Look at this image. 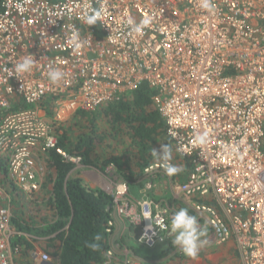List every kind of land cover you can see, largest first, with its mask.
<instances>
[{"label": "built area", "instance_id": "2783aa9c", "mask_svg": "<svg viewBox=\"0 0 264 264\" xmlns=\"http://www.w3.org/2000/svg\"><path fill=\"white\" fill-rule=\"evenodd\" d=\"M211 2L209 13L201 0H2L0 156L7 180L36 201L46 188L42 162L49 168V154L74 170L86 167L59 146L56 130L69 118L65 114L96 111L147 85L156 92L167 137L190 165L175 188L178 198L192 202L216 245L233 242L244 264H264V0ZM101 6L96 25L84 23ZM129 19L151 23L142 34L129 35ZM25 57L34 61L33 70L16 76L10 70ZM50 63L65 72L58 85L48 80ZM48 97L55 100L54 121L40 108L14 110L18 98L31 107ZM203 132L208 141L199 145L195 137ZM159 175L167 176L164 162L145 169L147 192ZM123 189L119 196L127 195ZM0 201L6 202L0 207V264H13L18 232L1 180ZM157 207L175 210L151 199L140 216L127 211L149 247L172 243L158 226ZM114 226L111 219L110 236ZM103 264L145 262L122 260L109 250Z\"/></svg>", "mask_w": 264, "mask_h": 264}, {"label": "trees", "instance_id": "16d2710c", "mask_svg": "<svg viewBox=\"0 0 264 264\" xmlns=\"http://www.w3.org/2000/svg\"><path fill=\"white\" fill-rule=\"evenodd\" d=\"M155 95L154 90L144 85L96 111H78L57 128L59 146L69 154L81 157L86 167L105 171L107 167L115 166L126 179L138 174L143 176L147 167L163 162L152 155L153 149L159 152L162 143H172L167 137L165 121L155 107ZM18 99L14 110L40 108L45 110L50 119L55 117L56 106L52 98H44L31 107ZM181 160L182 163L183 160L188 163L186 159ZM47 162L51 173L47 177L42 204H39V198L37 201L27 200L7 180L8 166L5 158L0 156V174L5 179L2 183L8 188L13 211L16 210L13 221L15 227L19 232L35 233L37 237L57 234L62 249L55 259L60 264H103L110 250L107 230L112 219L111 197L83 186L81 180L73 176L75 167L64 163L60 156L51 153ZM3 205L4 202L0 201V207ZM42 207L53 214L54 224L47 230H33L30 224L38 216L34 213L40 212ZM95 234L102 237L99 252H92L85 246ZM29 244L24 237L18 236L14 239L13 247L20 249L22 245L28 247Z\"/></svg>", "mask_w": 264, "mask_h": 264}, {"label": "crops", "instance_id": "0c3cea01", "mask_svg": "<svg viewBox=\"0 0 264 264\" xmlns=\"http://www.w3.org/2000/svg\"><path fill=\"white\" fill-rule=\"evenodd\" d=\"M19 99H16L17 103ZM44 110V109H43ZM45 111V110H44ZM77 113V112H76ZM76 113L74 114H65L66 119L64 121H69ZM47 114V113H46ZM56 116V113H55ZM47 118L51 121L48 114ZM182 161V160H181ZM180 161V165L183 174V182L186 180L187 173L189 171L188 167L190 166L186 161L183 160V163ZM73 176L79 178L81 183L86 188H89L93 191H102L109 195L113 201V204L110 208L112 220L115 223L113 234L110 236V250H112L117 257L124 260L127 258L134 257L137 260L145 262V264H157L159 261L167 258L170 254L171 243L168 241H161L154 245L153 247L147 246L144 242L141 241V229L140 226L135 225L130 217L127 215V211L135 212L137 215L142 213V205L148 200H162L152 195L155 193V186L153 191L147 192L146 183L143 180L142 175L138 174L132 179H126L123 177L121 172L115 166H109L105 171H101L94 167H84L83 169L73 170ZM0 180L3 182L5 179L0 174ZM3 185V183H2ZM126 185L128 187L127 195L119 196V192L123 193V187ZM8 189V188H7ZM9 194V193H8ZM44 190L38 194L37 203L42 204V196ZM10 197V195H9ZM11 200V198H10ZM32 201V200H29ZM3 202V201H1ZM162 202V201H161ZM6 202H4L5 205ZM12 204V201H11ZM165 204V202H163ZM125 208L126 213H122V210ZM15 217H16V210ZM38 215L37 218L30 224L31 228L39 229L43 228L45 230L50 229V225L54 224L53 214L49 209L42 207L40 212L34 213ZM52 216V218H51ZM129 217V218H128ZM51 218V219H50ZM34 224V225H33ZM14 230L18 232L20 238L24 237L30 244L28 247L22 245L19 249V252L13 256V264H60L56 259L55 255H59L62 249V242L59 240L57 234H48L47 236H35L34 234L19 232L15 227L13 222ZM34 232V231H33ZM13 244V243H12ZM147 247V252L143 251L144 247ZM231 244V243H230ZM233 246L235 244L232 242ZM157 248L156 253H151L149 250ZM236 249V247H235ZM237 250V249H236ZM238 251V250H237ZM163 254H166L162 256ZM43 255H47L50 260L44 261Z\"/></svg>", "mask_w": 264, "mask_h": 264}, {"label": "clouds", "instance_id": "9594fccd", "mask_svg": "<svg viewBox=\"0 0 264 264\" xmlns=\"http://www.w3.org/2000/svg\"><path fill=\"white\" fill-rule=\"evenodd\" d=\"M200 7L209 13L214 11L211 0H201ZM103 11V6L99 9H91L89 14L83 18L84 23L90 26L96 25L97 21L101 19ZM150 23L149 19H142L139 23L129 19L127 21L130 27L129 35L142 34L149 27ZM72 43L77 50L80 48V44L76 39H73ZM33 67L34 61L31 58L25 57L18 61L10 71H14L16 76H21L30 73ZM47 77L51 84L58 85L65 78V72L50 63L47 66ZM195 139L197 144L205 145L208 141V133H199ZM152 155L164 162V170L167 176H176L182 172L183 169L181 167L168 163L172 158V147L170 144L162 143L160 151L158 152L153 149ZM155 216L159 221L158 226L167 229L172 244L186 257L196 258L199 252L208 244L206 225H201L198 218L190 214L187 208L175 209L169 213L167 208L160 209L157 207L155 209ZM101 239V235L95 234L92 240L86 242L85 246L92 252H99L101 250Z\"/></svg>", "mask_w": 264, "mask_h": 264}, {"label": "rangeland", "instance_id": "374dc122", "mask_svg": "<svg viewBox=\"0 0 264 264\" xmlns=\"http://www.w3.org/2000/svg\"><path fill=\"white\" fill-rule=\"evenodd\" d=\"M172 147V158L169 162L173 165L179 166L181 158L177 155L173 144ZM43 170L46 175L49 176L51 173V169H49L46 165V162H42ZM183 174L180 173L176 176H162L159 175L158 179L155 180V186L157 187L152 193L154 197L156 195L159 199L162 198V202H165L170 208L179 209V208H187L190 214L195 215L192 211V202L187 199L183 202L184 198H178L175 188L183 181ZM152 190V191H153ZM198 218V221L201 225H206L207 227V237L208 244L199 252L196 258H188L186 257L179 249H177L171 242L170 255L159 261L157 264H244L239 255L235 256L236 249L233 244L229 243L227 245H216L214 239L210 237V230L208 229V225L206 221L199 216L195 215ZM145 252H147V247L144 246ZM151 253H156L157 248L153 250H149Z\"/></svg>", "mask_w": 264, "mask_h": 264}]
</instances>
